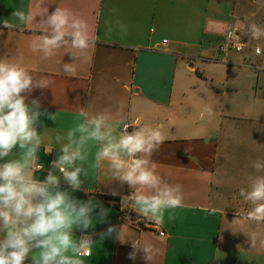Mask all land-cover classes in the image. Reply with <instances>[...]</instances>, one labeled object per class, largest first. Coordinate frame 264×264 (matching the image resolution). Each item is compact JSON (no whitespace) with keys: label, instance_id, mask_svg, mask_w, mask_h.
<instances>
[{"label":"crops","instance_id":"obj_1","mask_svg":"<svg viewBox=\"0 0 264 264\" xmlns=\"http://www.w3.org/2000/svg\"><path fill=\"white\" fill-rule=\"evenodd\" d=\"M49 2L55 3L48 5L50 12L57 4L82 15L98 41L75 62L74 73H65L63 64L73 60L63 50L41 59L42 54L31 49L39 33L3 26L15 9L33 8L34 0H0V58L51 81L26 101L39 98L47 110L40 118L41 131L45 127L48 136L65 133L80 123L81 107L99 109L110 97L122 99L126 121L164 127L166 139L152 160L159 174L181 185L184 193V207L174 210L176 218L169 221L166 213L163 225L157 226L131 206L130 214L124 212L122 200L132 192L127 184L111 180L106 168L91 169L83 190L74 196H91L101 203L108 209V222H97L91 230L97 243L91 256L80 258L82 264H146L142 253L129 258L130 242L121 243L115 234L103 239L99 235L130 217L143 219L142 227L127 223L133 235L160 250L153 264H264V251L249 249L247 236L227 226L238 209L241 214L248 210L239 190L247 187L249 160L264 154V40H252L253 46L242 53L219 47L222 33L238 27V19L261 17L257 22L264 23V9L252 8L254 0ZM116 20L127 25L123 37L118 29L108 33ZM254 46L262 49L260 55ZM92 143L87 147L89 164L98 149ZM37 155L45 169L55 157L43 148ZM45 174L34 175L42 179Z\"/></svg>","mask_w":264,"mask_h":264},{"label":"clouds","instance_id":"obj_2","mask_svg":"<svg viewBox=\"0 0 264 264\" xmlns=\"http://www.w3.org/2000/svg\"><path fill=\"white\" fill-rule=\"evenodd\" d=\"M254 2L264 5V0ZM49 4L55 3L34 0L27 11L17 8L3 26L10 31L34 29L39 34L32 51L41 53V59H50L63 50L73 60L65 62L63 70L72 74L75 62L95 47L98 37L78 12L57 4L50 12ZM236 23L238 27L222 33L227 41L264 40V23L254 19ZM114 29L121 37L127 34V25L120 20L109 25L108 33ZM261 53L257 48L256 54ZM50 84L46 76L0 58V264H25L29 259L31 264H82L80 258L91 256L97 243L91 230L97 222H108V209L91 196L81 200L74 193L83 190L93 168H106L111 180L127 184L132 192L123 198L122 206H131L138 216L157 226L163 225L166 213L172 221L174 210L184 207L182 186L169 183L152 160L166 139L162 125L129 124L124 119L125 102L110 97L102 108L81 107L75 129L48 136L45 127L41 131L40 119L47 110L39 98L26 101L35 89ZM90 141L98 146L93 164L88 163ZM41 148L47 155L55 153L47 169L38 162ZM248 167L247 187L239 195L249 208L243 214L238 209L227 226L234 234L247 236L249 249L264 251V230H257L264 229V154L250 159ZM36 172L46 174L40 179ZM77 231L82 235L77 237ZM113 234L121 243H131L132 260L142 253L146 264H153L160 254L152 241L136 238L127 223L110 225L99 235L103 239Z\"/></svg>","mask_w":264,"mask_h":264},{"label":"built area","instance_id":"obj_3","mask_svg":"<svg viewBox=\"0 0 264 264\" xmlns=\"http://www.w3.org/2000/svg\"><path fill=\"white\" fill-rule=\"evenodd\" d=\"M231 29H233V28H231ZM231 29H229V30H231ZM250 46H253L252 40L249 41L247 37H243L240 42H229V41H227L225 39V36H224V39L220 43L219 47L223 51L233 50V51H235L237 53H242L245 50V48L250 47ZM257 48H260V47L259 46H254V48H253V51H254L255 54H256V49ZM126 122H128L129 124L134 125V126L136 125V122L132 121V120H127ZM124 212L130 214L131 209L129 207H126ZM126 222L129 225L136 226V227H142V225H143V223H142L143 219H141V218L135 219L133 217H130V218H128V220Z\"/></svg>","mask_w":264,"mask_h":264},{"label":"rangeland","instance_id":"obj_4","mask_svg":"<svg viewBox=\"0 0 264 264\" xmlns=\"http://www.w3.org/2000/svg\"><path fill=\"white\" fill-rule=\"evenodd\" d=\"M252 8H254L255 10H256V9H259V8H260L261 10L264 9V7L262 6V4H258V3H254V5L252 6ZM260 18H261V17H260ZM260 18H259V19H260ZM259 19H257V21H258ZM261 44H262L261 46L264 48V42H262Z\"/></svg>","mask_w":264,"mask_h":264}]
</instances>
